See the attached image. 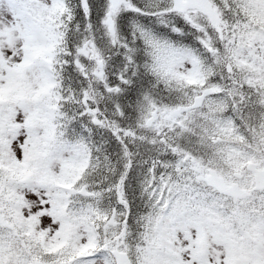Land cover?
Returning <instances> with one entry per match:
<instances>
[{
  "label": "snow or ice",
  "instance_id": "snow-or-ice-1",
  "mask_svg": "<svg viewBox=\"0 0 264 264\" xmlns=\"http://www.w3.org/2000/svg\"><path fill=\"white\" fill-rule=\"evenodd\" d=\"M0 264H264V0H0Z\"/></svg>",
  "mask_w": 264,
  "mask_h": 264
}]
</instances>
